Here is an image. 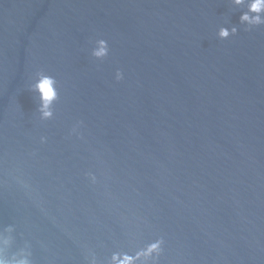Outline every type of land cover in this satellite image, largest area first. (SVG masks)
<instances>
[{"label": "water", "instance_id": "1", "mask_svg": "<svg viewBox=\"0 0 264 264\" xmlns=\"http://www.w3.org/2000/svg\"><path fill=\"white\" fill-rule=\"evenodd\" d=\"M242 11L0 0V256L111 264L159 239L158 264H264V26L245 32ZM41 71L57 81L47 121Z\"/></svg>", "mask_w": 264, "mask_h": 264}, {"label": "clouds", "instance_id": "2", "mask_svg": "<svg viewBox=\"0 0 264 264\" xmlns=\"http://www.w3.org/2000/svg\"><path fill=\"white\" fill-rule=\"evenodd\" d=\"M231 3L235 7H243V11L239 16V25L243 27L245 32L251 31L258 27L264 26V0H231ZM238 28L232 27H220L216 32L218 40H227L230 37L237 35ZM98 47H94L90 51V56L94 60H102L108 56L109 47L108 43L104 39L96 41ZM123 79V73L117 70L114 74V80L119 82ZM29 91H34L39 95L40 106L37 109L40 116L39 119L47 121L53 117V105L58 100L57 81L54 77L45 74L44 72L38 73V79L30 86ZM82 122H77L73 128V132L76 133L79 138L78 129ZM45 142V137L40 138V143ZM87 178L92 182H96L95 176L90 173L86 174ZM162 240H156L140 251H137L134 255L113 254L111 257V264H158V257L161 254ZM118 255L121 257L118 260ZM0 264H10L8 260H5L0 256ZM18 264H30L28 260H21Z\"/></svg>", "mask_w": 264, "mask_h": 264}]
</instances>
